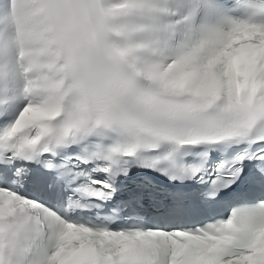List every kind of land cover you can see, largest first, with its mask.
I'll use <instances>...</instances> for the list:
<instances>
[{
  "label": "snow or ice",
  "instance_id": "snow-or-ice-1",
  "mask_svg": "<svg viewBox=\"0 0 264 264\" xmlns=\"http://www.w3.org/2000/svg\"><path fill=\"white\" fill-rule=\"evenodd\" d=\"M200 145L233 154L178 162ZM70 161L106 179L73 187ZM133 166L171 190L118 183ZM229 198L224 219L146 226L149 209ZM45 236L42 264H264V0H0V264Z\"/></svg>",
  "mask_w": 264,
  "mask_h": 264
}]
</instances>
